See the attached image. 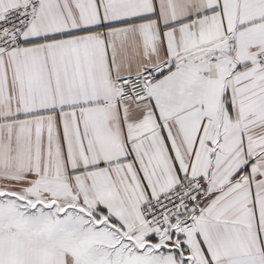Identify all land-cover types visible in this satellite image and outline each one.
<instances>
[{"label":"snow or ice","instance_id":"snow-or-ice-1","mask_svg":"<svg viewBox=\"0 0 264 264\" xmlns=\"http://www.w3.org/2000/svg\"><path fill=\"white\" fill-rule=\"evenodd\" d=\"M0 264H264V0H0Z\"/></svg>","mask_w":264,"mask_h":264}]
</instances>
